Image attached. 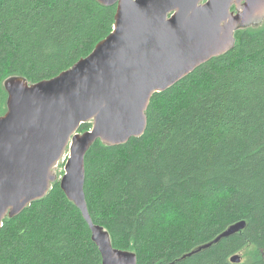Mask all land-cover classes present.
<instances>
[{
    "label": "trees",
    "instance_id": "1",
    "mask_svg": "<svg viewBox=\"0 0 264 264\" xmlns=\"http://www.w3.org/2000/svg\"><path fill=\"white\" fill-rule=\"evenodd\" d=\"M117 6L96 0H0L4 82L52 79L114 31ZM148 127L122 146L97 141L85 159L95 225L138 264H264V25L236 33L229 53L156 94ZM92 129L81 126L79 132ZM237 235L191 257L231 225ZM0 264H103L81 211L53 185L0 230Z\"/></svg>",
    "mask_w": 264,
    "mask_h": 264
},
{
    "label": "water",
    "instance_id": "2",
    "mask_svg": "<svg viewBox=\"0 0 264 264\" xmlns=\"http://www.w3.org/2000/svg\"><path fill=\"white\" fill-rule=\"evenodd\" d=\"M117 6L114 31L94 51L60 75L37 83L23 76L4 82L7 112L0 117V230L56 182L92 230L103 264H138L131 251L114 248L95 225L86 200L85 159L97 141L122 146L148 127L152 98L202 65L232 51L236 33L264 25V0H96ZM92 129L80 133L82 125ZM66 160L65 174L56 169ZM231 225L191 257L239 234ZM233 264L242 262L240 255Z\"/></svg>",
    "mask_w": 264,
    "mask_h": 264
},
{
    "label": "rangeland",
    "instance_id": "3",
    "mask_svg": "<svg viewBox=\"0 0 264 264\" xmlns=\"http://www.w3.org/2000/svg\"><path fill=\"white\" fill-rule=\"evenodd\" d=\"M66 160H63V161H61L60 163H59V166H58V168L56 169V173H57V175L58 176H60V178L62 177V176H64V174H65V165H66ZM240 256H241V259H242V261L244 260H246V256H245V253L244 254H240Z\"/></svg>",
    "mask_w": 264,
    "mask_h": 264
}]
</instances>
